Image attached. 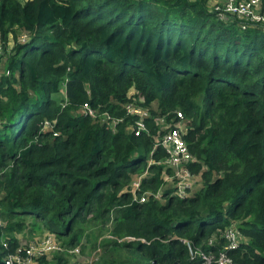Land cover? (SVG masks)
<instances>
[{"label":"trees","instance_id":"16d2710c","mask_svg":"<svg viewBox=\"0 0 264 264\" xmlns=\"http://www.w3.org/2000/svg\"><path fill=\"white\" fill-rule=\"evenodd\" d=\"M0 39L14 41L0 74V264L43 231L83 255L99 248L94 264H201L229 226L245 237L231 264H264V31L207 0H0ZM131 88L152 116L187 121L185 198L163 187L156 123L129 130ZM84 103L123 121L112 132Z\"/></svg>","mask_w":264,"mask_h":264},{"label":"built area","instance_id":"2783aa9c","mask_svg":"<svg viewBox=\"0 0 264 264\" xmlns=\"http://www.w3.org/2000/svg\"><path fill=\"white\" fill-rule=\"evenodd\" d=\"M210 1H213L211 8L217 18L236 20L237 25L241 29L254 27L264 31V0H208V2ZM8 38H11L10 35ZM19 38L20 42H25L28 39V35L22 33ZM13 44L14 41L12 39H8L5 44L0 39V74L2 64L14 48ZM5 73L8 74V71L6 70ZM144 102V97L134 88L129 90L127 100L122 105L126 114L135 117L134 128L129 126V130L133 131L135 135H139L142 132L148 133L149 130L146 127L145 119H152L156 123L158 131L154 137L153 148H164L167 155L162 163L171 170L169 173L163 171L162 177L165 184L167 182L173 188V192H171L173 195L185 198L193 188L196 180L195 174L189 169L193 156L189 152L183 138L187 128V121L180 111H175L171 117L164 114L152 116L149 108L143 104ZM81 109L84 114L105 124L112 132H115L117 126L123 121L121 117L112 116L108 110L93 109L87 103H84ZM42 126L50 127L51 124L44 121ZM143 177H148V170H145L132 182L131 190L135 194L140 187V179ZM150 195L158 200L163 199L161 190L155 193L145 191L140 194L139 201H147ZM1 223L0 220V225H2ZM223 237L226 239L223 251L217 257L213 254H202L201 264H211L212 262L215 264L232 263L231 259L225 254V251L238 246L240 242L245 241V237L234 226L227 227L223 232ZM209 243H211V240ZM22 246L20 250L10 254L5 259V264H32L38 256L63 249L52 234L38 242L29 243L27 246L23 243ZM71 251L77 253L79 248ZM99 252V248L94 251L89 259L90 264L98 259Z\"/></svg>","mask_w":264,"mask_h":264},{"label":"rangeland","instance_id":"374dc122","mask_svg":"<svg viewBox=\"0 0 264 264\" xmlns=\"http://www.w3.org/2000/svg\"><path fill=\"white\" fill-rule=\"evenodd\" d=\"M22 1H25V0H22ZM216 1H221V0H216ZM212 2L213 1L208 2V0H207V5H208V8L210 10H212V8H211V6H213V4H211ZM62 94H63V92L60 93L59 95L62 96ZM167 185H169V183H167V182H166V184L164 183V186H167ZM48 235H51V234L47 233L46 231H43L42 233L41 232H33L32 234H29L27 232L26 233L24 232L21 236L23 238L24 245L27 246L29 243L38 242V241L42 240L44 237H46ZM58 242H59V245L61 246V248H63V249H61V251H55V252H64V253L70 254V255H68L69 256V258H68V264H90L89 263V259L93 255V253H94L93 251L90 254L87 252L86 254L83 255V254H81L80 251H77V253L71 251V250H73L75 248H78V247L65 248L61 244V241L60 240H58ZM53 253H54V251L49 252L47 254V256L48 257H51V255ZM98 256H99V254H98ZM35 264H39V263H35ZM91 264H94V262L91 263Z\"/></svg>","mask_w":264,"mask_h":264}]
</instances>
